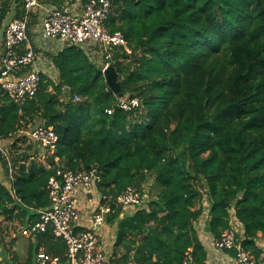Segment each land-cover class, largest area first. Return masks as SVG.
I'll return each mask as SVG.
<instances>
[{
    "label": "trees",
    "instance_id": "obj_1",
    "mask_svg": "<svg viewBox=\"0 0 264 264\" xmlns=\"http://www.w3.org/2000/svg\"><path fill=\"white\" fill-rule=\"evenodd\" d=\"M110 1L107 25L123 33L132 53L115 49L109 63L122 76L123 99L137 97L141 106L123 110L104 77V56L92 58L80 46L51 54L58 80L42 75L22 105L0 92V140L37 122L58 136L46 163L32 153L35 143L24 150L12 144L21 150L13 178L0 153L8 174L0 178V264H42V246L46 264H66L67 244L51 229L26 237L23 254L15 250L20 227L50 206L47 185L60 168L98 176L97 198L112 207L114 264H181L191 250L205 264L197 222L215 239L236 225L260 264L264 0ZM21 2L1 0L0 30ZM128 187L146 196V207L117 205Z\"/></svg>",
    "mask_w": 264,
    "mask_h": 264
},
{
    "label": "built area",
    "instance_id": "obj_2",
    "mask_svg": "<svg viewBox=\"0 0 264 264\" xmlns=\"http://www.w3.org/2000/svg\"><path fill=\"white\" fill-rule=\"evenodd\" d=\"M39 9L41 0H22L19 12L15 11V16L7 27L1 46L0 92L8 95L18 105L34 97L41 84V71L30 70L37 60V53L28 32L31 18ZM111 10L110 0H85L82 15L69 14L57 8L46 9L43 34L49 40L61 42L64 47H83L92 58L103 55L105 70L110 65L115 49L123 50L126 54L132 53L123 33L111 32L107 25ZM80 100V97H75V101ZM120 106L125 111H131L141 106V100L137 97L122 98ZM107 112L113 114V110ZM27 137L51 154L55 153L58 136L52 128L43 124L32 126ZM3 141L0 140V153L8 161L9 176L13 178L16 169L1 144ZM96 179L98 176L92 172L58 169L47 185L50 206L37 210L38 219L21 226L20 235L29 237L51 229L55 238L62 239L67 244L66 264H114L102 237L107 224L106 218L111 214L112 207L107 201L109 198L103 197L107 201L105 204L98 200L94 190ZM82 200L87 205L86 212L91 227L78 233L77 228L82 225V216L85 215ZM116 203L123 208H144L148 201L135 187H128ZM201 225V222L196 223L197 227ZM238 234L236 225H233L220 238L215 239V247L221 251H233L234 264H258L239 242ZM38 260L46 264L48 257L45 253H39ZM51 263L58 264L55 261ZM181 264H197L193 250L184 256Z\"/></svg>",
    "mask_w": 264,
    "mask_h": 264
},
{
    "label": "crops",
    "instance_id": "obj_3",
    "mask_svg": "<svg viewBox=\"0 0 264 264\" xmlns=\"http://www.w3.org/2000/svg\"><path fill=\"white\" fill-rule=\"evenodd\" d=\"M84 2L85 0H41V9H39L35 14H33L30 24H29V37L32 46L35 48L37 53V60L35 64L30 68L39 69L42 75L51 77L53 80H58V72L54 67L51 60V54H55L61 49L67 48L59 41L49 40L43 34V20L46 15V9H61L69 14L82 15L84 13ZM22 3V2H21ZM21 3L19 6H21ZM20 8V7H19ZM19 12V9L15 10ZM31 127L27 130L22 129L16 135L8 139H4L3 142L21 145L27 139V134ZM87 206V205H86ZM86 206L82 200V208L85 210V215L82 216V225H86L89 222V216H87ZM111 226L106 224L103 229L102 237L103 243L106 251L111 254L113 250V242L110 241L111 237L109 235ZM199 229L200 240L203 242L205 251L207 253V259L205 264H234L235 254L233 251H221L215 247V238L208 232L204 230V224H202ZM114 233V230L113 232ZM259 247L263 250L262 256L260 257V264H264V238L259 239ZM45 247L42 246L39 253H45ZM2 258H0V261ZM38 260V256H37ZM38 262H41L38 260ZM52 264V263H49Z\"/></svg>",
    "mask_w": 264,
    "mask_h": 264
},
{
    "label": "rangeland",
    "instance_id": "obj_4",
    "mask_svg": "<svg viewBox=\"0 0 264 264\" xmlns=\"http://www.w3.org/2000/svg\"><path fill=\"white\" fill-rule=\"evenodd\" d=\"M38 124H43L41 122H37L36 125ZM3 146H4V150L6 152H8L9 154V157H11V161L12 159L17 155V153H20V151H15V149L12 147V144H10L9 142L6 143V142H3L1 143ZM33 145V142L30 141V139L27 137L26 141L25 142H22L21 145H19L18 147L22 148L23 150L26 149L28 146H31ZM7 149V150H6ZM36 157L35 158H38V160H41V161H44L45 163L46 162H49V152L45 149V148H42V147H38V146H35L34 145V151L32 152ZM51 154V153H50ZM4 157V156H3ZM5 158V157H4ZM8 174H7V170H6V167L3 165V160L2 158L0 157V178L1 180H8ZM147 189V188H146ZM154 196L156 194L153 193ZM110 232H109V235L112 236L110 241L113 242V236H114V233L113 230H114V227H110ZM20 238L18 239L17 241V247L15 248V250L17 249L18 253H22L23 254V251H25V248L28 244V241L26 239V237H23V236H19ZM7 241L9 242L10 239L8 238ZM114 247V246H113ZM122 255V253H119L117 258H120ZM21 261L19 260L18 262H16V264H19Z\"/></svg>",
    "mask_w": 264,
    "mask_h": 264
},
{
    "label": "water",
    "instance_id": "obj_5",
    "mask_svg": "<svg viewBox=\"0 0 264 264\" xmlns=\"http://www.w3.org/2000/svg\"><path fill=\"white\" fill-rule=\"evenodd\" d=\"M19 6V3L14 4L11 11L9 12V14L7 15L1 30H0V52H1V46L3 43V39L5 36V32L7 30V27L9 25V23L12 21V19L15 16V10L17 9V7ZM104 77L106 79V82L109 86V88L119 97V98H123L124 94L121 92V86H120V80L122 78V76L116 71V69L109 65L105 68L104 70ZM226 207H228V205H226ZM152 228H154V226H152Z\"/></svg>",
    "mask_w": 264,
    "mask_h": 264
}]
</instances>
